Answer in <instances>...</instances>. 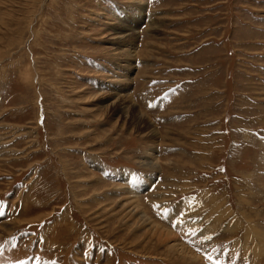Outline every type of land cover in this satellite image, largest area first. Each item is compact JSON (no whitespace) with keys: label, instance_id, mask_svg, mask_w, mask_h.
<instances>
[{"label":"rangeland","instance_id":"obj_1","mask_svg":"<svg viewBox=\"0 0 264 264\" xmlns=\"http://www.w3.org/2000/svg\"><path fill=\"white\" fill-rule=\"evenodd\" d=\"M151 1L0 0V264H264V0Z\"/></svg>","mask_w":264,"mask_h":264},{"label":"bare ground","instance_id":"obj_2","mask_svg":"<svg viewBox=\"0 0 264 264\" xmlns=\"http://www.w3.org/2000/svg\"><path fill=\"white\" fill-rule=\"evenodd\" d=\"M125 36V35H124ZM153 167H156V165L154 164ZM148 183V182H147ZM138 204V203H137ZM125 205V204H124ZM130 208V206H129ZM132 211L134 213H142L143 214V224H146L148 226V229L149 231L155 235L158 240L160 241H170L172 242V240L174 239L173 241V244L170 245V247L174 250V251H180L181 254L184 256H186L187 254L189 255H192L190 253V251L188 250V248H186L184 245H182L181 242L178 243L177 241V237L175 236V234L169 230L168 228H166L165 226L161 225V224H158L156 223L154 220H152L150 218V216L146 213V211H144L141 206H138L135 204L134 202V208L132 209ZM132 214V213H131ZM128 219V218H127ZM181 243V244H180ZM162 244V243H161ZM195 257V256H194ZM190 258V257H189ZM193 258V256H192Z\"/></svg>","mask_w":264,"mask_h":264},{"label":"snow or ice","instance_id":"obj_3","mask_svg":"<svg viewBox=\"0 0 264 264\" xmlns=\"http://www.w3.org/2000/svg\"><path fill=\"white\" fill-rule=\"evenodd\" d=\"M154 83H158V82H154ZM150 107H151V105H150ZM0 215H3V213H0ZM181 223H183V221H181ZM192 234L194 235L195 232L193 231ZM209 239H210V238H209ZM207 259H208L209 261H212V260H213V257H212L211 255H209V256H207Z\"/></svg>","mask_w":264,"mask_h":264}]
</instances>
